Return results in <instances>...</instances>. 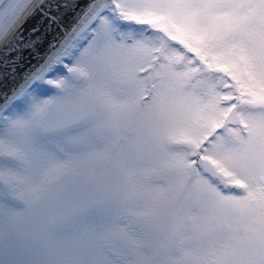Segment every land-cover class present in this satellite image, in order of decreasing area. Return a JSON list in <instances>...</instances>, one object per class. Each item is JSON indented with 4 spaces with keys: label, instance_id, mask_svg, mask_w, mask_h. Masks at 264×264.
<instances>
[{
    "label": "snow or ice",
    "instance_id": "snow-or-ice-1",
    "mask_svg": "<svg viewBox=\"0 0 264 264\" xmlns=\"http://www.w3.org/2000/svg\"><path fill=\"white\" fill-rule=\"evenodd\" d=\"M0 264H264V0H0Z\"/></svg>",
    "mask_w": 264,
    "mask_h": 264
}]
</instances>
